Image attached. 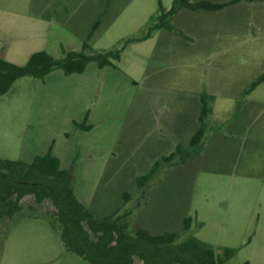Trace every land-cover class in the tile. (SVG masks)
I'll return each mask as SVG.
<instances>
[{
	"label": "rangeland",
	"instance_id": "1",
	"mask_svg": "<svg viewBox=\"0 0 264 264\" xmlns=\"http://www.w3.org/2000/svg\"><path fill=\"white\" fill-rule=\"evenodd\" d=\"M172 3L173 0H118L102 16V24L91 39L94 50L118 47L125 38L143 34L160 5L169 9ZM97 15L86 14L84 26L78 32L53 30L49 49L60 56L63 54L56 52L60 43L62 49H81L82 35L88 33ZM134 54L137 55L136 51L129 49L122 65L115 61L119 68L111 65L100 68L93 61L83 74L68 76L59 69L50 77L18 79L8 93L0 96V157L32 161L36 155L46 154L55 139V153L63 165L71 167L77 196L90 210L110 213L119 206L120 214L131 210L132 232L138 227L150 230V223H154L156 231L176 230L187 211L193 217L199 210L213 221H225L221 241L238 249L226 264H241L245 260L264 264V137L257 133L258 118L264 111L260 116L246 110L240 125L250 130L246 134L248 138L243 137L245 145L239 162L234 151L219 158L228 164L227 172L202 170L195 182L188 179L190 173L187 180L181 181L176 172L170 179L157 181L164 175V169L144 192H138L136 177L149 171L150 164L146 163L149 158L142 156L140 149L134 150L132 156L117 158L110 153L129 117L128 109L135 93L128 86L129 79L123 69ZM26 63V60L16 61L18 65ZM193 63L192 59L188 60V71L194 68ZM212 63L207 60L205 65ZM254 90L251 98L264 99V85ZM237 100L226 101L230 107L226 110L218 102L217 108L222 112L208 117L207 135L218 132L228 135L230 124L237 120L233 121ZM88 110L91 111L88 123L94 124V129L85 132L76 128L70 118L82 122ZM252 117L257 121L253 122ZM251 119L253 124H248ZM132 174L135 181L131 182ZM125 191L134 195L128 204L122 195ZM150 195L155 200L151 205ZM171 200H179L178 206L172 205ZM216 201H219L217 205ZM21 206L22 210L12 218L0 221V264H91L65 248L60 230L50 222L55 217L50 200L38 203L33 195H26ZM211 228L213 225L208 230ZM197 229L181 234L178 242L188 236L204 235L198 234ZM136 264H142L141 260L136 258Z\"/></svg>",
	"mask_w": 264,
	"mask_h": 264
},
{
	"label": "crops",
	"instance_id": "2",
	"mask_svg": "<svg viewBox=\"0 0 264 264\" xmlns=\"http://www.w3.org/2000/svg\"><path fill=\"white\" fill-rule=\"evenodd\" d=\"M117 1L0 0V57L14 63L17 60L27 62L34 52L46 50L54 57L61 58L64 51L77 49L75 47L62 49L60 43L58 49L55 47L53 49H57L56 52L60 51L63 55L53 53L52 49H49L51 32L61 29L78 32L84 26L86 14L97 13L98 17L100 14L108 13V9ZM208 1L223 3L229 0ZM48 13L51 15L46 17ZM172 23L182 34L169 30L156 31L148 39L128 45L118 60V65H122L129 49L137 53L131 56L127 67L125 64L123 66L126 70L124 74L129 79L128 86L135 93L128 109L129 117L112 143L110 153L117 158L118 155L132 156L136 149L143 150L142 156L149 158L146 163L150 164L147 165L150 169L158 159L174 152L178 144L189 145L201 124V93L204 90L214 96L212 114L219 116L222 112L217 108L219 101L222 102L223 110L230 108L226 101L234 102L244 88L264 75V0H243L215 11L183 8L174 15ZM86 35H82V38L84 39ZM191 59L195 62L192 64V67L195 65V70L191 68L188 71L187 62ZM207 60L213 63L205 65ZM118 65L117 68L120 67ZM57 71L59 69L50 72L47 77ZM263 85L264 82L255 90ZM250 94L242 106L239 117L230 124L228 135L221 132L208 134L203 141L202 151L194 159L166 168L164 175L157 181L172 178L176 172L180 174L181 181L187 180V174L190 173L188 179L193 182L202 170L208 173H225L229 166L226 161H224L226 164H223L219 158L227 156V152H236L238 155L236 161L239 162L245 145L243 137L250 130L248 127H242L240 122L248 109L258 115H263L264 111V99H253ZM87 112L89 118L91 111ZM70 119L72 122L77 120ZM252 119L253 122L257 121L255 117ZM252 119L248 124H251ZM258 120L260 124L257 133L261 138L264 137V115ZM93 129L94 124L85 132ZM55 144L54 139L49 147L52 145L54 154L60 158L55 153ZM129 151L131 152L128 153ZM61 167L71 168L69 165H63L62 161ZM133 174L131 182L135 181ZM153 198L154 195H150V205L155 201ZM131 201L133 200L124 203L128 204ZM178 201L171 200V203L178 206ZM217 202L219 201L214 204L217 205ZM120 208L119 206L110 213H99L96 209V212L91 211L98 215H109ZM129 211L131 210L126 212ZM189 214V211L184 214L185 217H182L180 227L176 230L156 231L154 223H150V230L148 227L143 228L153 234L181 231L185 218L191 216ZM194 216L190 230L197 227L198 234L204 233L197 237L198 239L212 244L218 252L225 247H232L229 243L221 241L225 221L221 223L215 219L217 220L215 222L210 219L212 217H204L199 210L194 212ZM211 225L213 228L208 230ZM250 226L251 223L248 225L247 233ZM248 261L251 264V261Z\"/></svg>",
	"mask_w": 264,
	"mask_h": 264
},
{
	"label": "trees",
	"instance_id": "3",
	"mask_svg": "<svg viewBox=\"0 0 264 264\" xmlns=\"http://www.w3.org/2000/svg\"><path fill=\"white\" fill-rule=\"evenodd\" d=\"M239 1L243 0L223 3L173 0L169 9L160 5L158 14L152 18L143 34L125 38L118 47L96 51L91 39L102 24L103 14H100L83 39L80 50L64 51L61 58L54 57L46 50L36 51L24 65L0 57V96L8 93L22 77L44 78L55 69H62L66 75L82 73L93 61L101 68L116 66L114 62L120 60L128 45L146 40L156 31L169 30L182 34L172 23V18L181 9L215 11ZM50 15L48 13L46 17ZM262 82L264 75L244 88L237 100L233 121L239 117L247 96ZM214 99L205 90L201 93V124L189 145L178 144L174 152L158 159L146 174L136 177L138 192H144L162 170L192 160L202 151L203 141L209 132L207 120L213 113ZM74 124L84 131L92 128V124L88 123V115L84 121H75ZM26 195H33L38 203L45 200L52 202L55 217L50 218V222L60 230L65 248L91 264H136V258L142 264H226L238 251L234 247H225L218 252L212 244L196 236H188L178 242L181 234L190 231L192 216L185 218L181 231L153 234L143 227L132 232L130 211L120 214V209H117L109 215L92 212L78 199L72 169L61 167L60 158L53 153V146L46 154L36 155L32 161L0 157V221L20 212L21 201ZM133 197L131 192L123 193L124 202ZM241 264L250 262L245 260Z\"/></svg>",
	"mask_w": 264,
	"mask_h": 264
}]
</instances>
